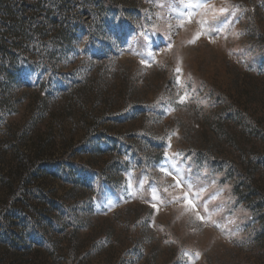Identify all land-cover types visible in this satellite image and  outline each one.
<instances>
[{
  "label": "rangeland",
  "instance_id": "rangeland-1",
  "mask_svg": "<svg viewBox=\"0 0 264 264\" xmlns=\"http://www.w3.org/2000/svg\"><path fill=\"white\" fill-rule=\"evenodd\" d=\"M100 1L43 0L31 34L0 12V264H264V0Z\"/></svg>",
  "mask_w": 264,
  "mask_h": 264
},
{
  "label": "snow or ice",
  "instance_id": "snow-or-ice-1",
  "mask_svg": "<svg viewBox=\"0 0 264 264\" xmlns=\"http://www.w3.org/2000/svg\"><path fill=\"white\" fill-rule=\"evenodd\" d=\"M184 7L189 9V12L187 15V22L188 23H192L194 13L191 10H193V9H204L206 12L210 10L212 12L211 20L213 22L218 21L220 16H224V14L228 12V9H226L225 7H220L219 9H216L214 6L207 4L205 2V0H198V2H196V3H187L184 5ZM196 23L198 25L203 26L205 23H207V21L197 20ZM222 23H230V21L225 16V19H224V21H222ZM180 27H184L183 19L181 21ZM209 28L213 32L221 31L220 27L216 23L209 24ZM202 35H205V33L203 32V30L201 28V30L196 31L195 34L192 36V38L190 40H187L186 43L187 44H194L197 40H199L201 38ZM237 36H238V34H237ZM167 39L170 40L171 37L168 36ZM209 41L213 42L211 35H209ZM172 47H173V45L171 43H168L167 47L164 49V51H169L172 49ZM141 63L145 64L147 62L142 59ZM176 72L177 73L180 72L179 67L176 68ZM177 82L179 83V77L177 78ZM188 99H189V97L187 96V94L180 95L179 99H178V103L184 104ZM161 139H163V138H161ZM167 147L170 149L171 144L169 143V145ZM175 155H177V154L176 153H170L168 150H165L163 153V156L165 157V164L161 166L160 171L163 172L166 176H171L172 181H174V183L169 184L168 187L164 189V191L169 193V195L171 196V202H173L175 204H181L183 206V208H186L189 211H194L196 208V205L190 199V196L192 195V189L194 186V182L192 180L191 169L189 168L187 170H183V169H179V168L175 167L174 164H171L170 163L171 157L175 156ZM169 168L171 170H169ZM177 190H180L183 193V195L176 196L174 193ZM156 199H157L156 192H155V189H153L152 200L156 201ZM213 199H215V197H213ZM151 207L153 209H158V205L155 202H153L151 204ZM205 211H207V208L205 209ZM195 217H196L197 221H200V222L205 221V217L203 215H201L199 212H195ZM196 255H197V257H199L200 253L197 252Z\"/></svg>",
  "mask_w": 264,
  "mask_h": 264
},
{
  "label": "trees",
  "instance_id": "trees-1",
  "mask_svg": "<svg viewBox=\"0 0 264 264\" xmlns=\"http://www.w3.org/2000/svg\"><path fill=\"white\" fill-rule=\"evenodd\" d=\"M43 0H37L38 4L25 5L20 0H0V12L3 13V17H6L9 21L10 33L14 30L15 26L19 23H22L27 27L26 33L31 32L33 24V15L41 14L42 18L50 19L53 15L51 11L44 12L43 9H40V3ZM52 3L57 4L59 0H51ZM109 0H101L100 6L101 10L99 12V18L111 17L112 20L122 17V10H118L111 6ZM112 9V10H110ZM111 11V12H110ZM35 13V14H34ZM3 32L0 27V42L2 41ZM0 50L5 56H11V48H9L4 43L0 44Z\"/></svg>",
  "mask_w": 264,
  "mask_h": 264
}]
</instances>
